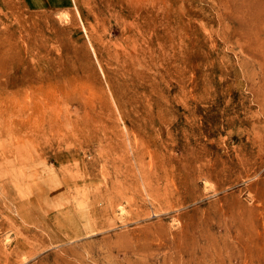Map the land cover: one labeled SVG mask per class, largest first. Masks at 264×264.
<instances>
[{
  "label": "rangeland",
  "instance_id": "obj_1",
  "mask_svg": "<svg viewBox=\"0 0 264 264\" xmlns=\"http://www.w3.org/2000/svg\"><path fill=\"white\" fill-rule=\"evenodd\" d=\"M0 183V264H264V0H0Z\"/></svg>",
  "mask_w": 264,
  "mask_h": 264
},
{
  "label": "bare ground",
  "instance_id": "obj_2",
  "mask_svg": "<svg viewBox=\"0 0 264 264\" xmlns=\"http://www.w3.org/2000/svg\"><path fill=\"white\" fill-rule=\"evenodd\" d=\"M0 184H2V183H0ZM85 190H86V189H85ZM84 192H85V191H84ZM84 192H83V193H84ZM6 194H7V193H6ZM150 194H151V193H150ZM83 195H84V194H83ZM9 196H10V195H9ZM69 198H70V197H69ZM84 198H85V197H84ZM152 199H153V198H152ZM67 202H68V201H67ZM81 203H82V201H81ZM81 203H80V204H81ZM80 204H79V205H80ZM117 205H118V204H117ZM77 206H78V205H77ZM80 206H81V205H80ZM154 207H155V206H154ZM90 223H91V222H90ZM161 229H162V228H161ZM88 231H89V230H88ZM158 231H159V230H158ZM124 245H125V244H124ZM65 262H66V261H65Z\"/></svg>",
  "mask_w": 264,
  "mask_h": 264
}]
</instances>
